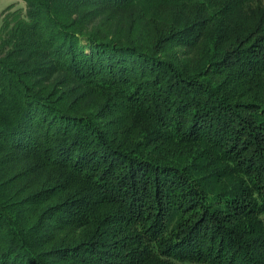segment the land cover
<instances>
[{
    "label": "trees",
    "instance_id": "obj_1",
    "mask_svg": "<svg viewBox=\"0 0 264 264\" xmlns=\"http://www.w3.org/2000/svg\"><path fill=\"white\" fill-rule=\"evenodd\" d=\"M26 1L0 32V264H264L262 1Z\"/></svg>",
    "mask_w": 264,
    "mask_h": 264
},
{
    "label": "rangeland",
    "instance_id": "obj_2",
    "mask_svg": "<svg viewBox=\"0 0 264 264\" xmlns=\"http://www.w3.org/2000/svg\"><path fill=\"white\" fill-rule=\"evenodd\" d=\"M261 4L262 6H264V0H261ZM27 1L26 0H0V32H1V26H2V22H3V19H4V16L9 13L8 11H15L16 9H21L23 11H26L27 9ZM261 41V40H260ZM263 43V41H262ZM199 134V133H198ZM204 147H201V151ZM219 167V166H218ZM207 173V172H206ZM30 176H31V179L36 176V174H33V173H30ZM30 178L26 179L25 181L23 182H27V181H31ZM235 182V181H234ZM37 189H40V188H36L34 190V192L37 190ZM51 247H49L48 249H50ZM234 252L231 251L229 254H228V259H230L231 255H233ZM236 256V253L234 254ZM234 256V257H235ZM237 259V260H236ZM236 259L235 261L237 262V264H240L242 261H243V258L242 256H240L239 253H237V256H236ZM249 262V260L247 261ZM177 264H200V263H192V262H177Z\"/></svg>",
    "mask_w": 264,
    "mask_h": 264
}]
</instances>
